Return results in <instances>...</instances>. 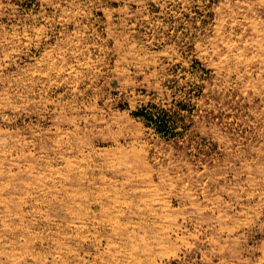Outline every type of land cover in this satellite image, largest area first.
<instances>
[{
	"label": "rangeland",
	"instance_id": "rangeland-1",
	"mask_svg": "<svg viewBox=\"0 0 264 264\" xmlns=\"http://www.w3.org/2000/svg\"><path fill=\"white\" fill-rule=\"evenodd\" d=\"M0 264H264V0H0Z\"/></svg>",
	"mask_w": 264,
	"mask_h": 264
}]
</instances>
